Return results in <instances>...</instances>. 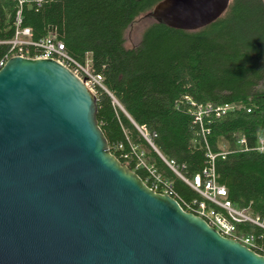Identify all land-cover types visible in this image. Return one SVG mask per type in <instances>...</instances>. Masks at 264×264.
Instances as JSON below:
<instances>
[{
    "label": "water",
    "instance_id": "water-1",
    "mask_svg": "<svg viewBox=\"0 0 264 264\" xmlns=\"http://www.w3.org/2000/svg\"><path fill=\"white\" fill-rule=\"evenodd\" d=\"M231 0H162L147 16L203 28ZM97 95L54 59L0 69V264H264L115 156Z\"/></svg>",
    "mask_w": 264,
    "mask_h": 264
},
{
    "label": "trees",
    "instance_id": "trees-1",
    "mask_svg": "<svg viewBox=\"0 0 264 264\" xmlns=\"http://www.w3.org/2000/svg\"><path fill=\"white\" fill-rule=\"evenodd\" d=\"M160 1L46 0L38 5L24 0L23 25L36 41L55 32L79 61L90 54L105 87L95 89L99 125L111 152L145 181L146 170L136 168L133 148L171 183L178 202L201 200L166 161L192 179L211 151L218 154L217 182L225 186L227 198L264 221V151L256 149L264 138V0H233L220 18L193 31L152 18L139 43L126 47L131 24ZM18 8L17 0H0V59L14 35ZM186 97L239 107L211 115L204 138ZM236 230L264 237L252 223H238Z\"/></svg>",
    "mask_w": 264,
    "mask_h": 264
},
{
    "label": "built area",
    "instance_id": "built-area-1",
    "mask_svg": "<svg viewBox=\"0 0 264 264\" xmlns=\"http://www.w3.org/2000/svg\"><path fill=\"white\" fill-rule=\"evenodd\" d=\"M19 8L15 17V30L13 37L6 41L8 52L0 59V69L13 56H23L30 58L54 59L67 67L71 72L84 80L85 84L95 92L97 87L105 89L103 85V76L95 72L92 67L90 54H86L84 61H79L66 50L65 44L60 40L55 32H51L45 38L36 41L32 38L30 27L23 25L22 4L24 0H17ZM46 0H37L40 5ZM191 105L190 112L193 115L194 123L199 127L202 136L205 138L210 133L207 127V120L211 115L220 117L227 112L236 109L239 106L225 103L214 105L212 103L199 104L189 97H186ZM140 132L146 137V132L139 128ZM149 139V138H148ZM150 141V140H149ZM240 143H245L242 137ZM208 148V145H207ZM257 150L264 151V138L259 137ZM132 153L136 156V168L143 167L146 170V183L150 182V187L160 193H165L176 197L171 183L158 173L152 166L146 165L141 154L133 148ZM218 154L208 151V163L202 171L192 179L184 177L174 166L173 161H166L187 184H189L197 193L202 196L201 200H192L180 202L184 210L193 212L202 217L211 227L216 229L221 235L236 240L255 252L264 256V246L260 244L263 236H257L254 233H237L236 226L238 223H252L264 230V221L259 217H254L246 209H240L227 198L225 186L217 182L215 171V158ZM128 157V154L125 155Z\"/></svg>",
    "mask_w": 264,
    "mask_h": 264
},
{
    "label": "rangeland",
    "instance_id": "rangeland-1",
    "mask_svg": "<svg viewBox=\"0 0 264 264\" xmlns=\"http://www.w3.org/2000/svg\"><path fill=\"white\" fill-rule=\"evenodd\" d=\"M150 22H152V18L147 15L136 19L127 31L125 46L128 48L136 46L140 41L142 31Z\"/></svg>",
    "mask_w": 264,
    "mask_h": 264
}]
</instances>
